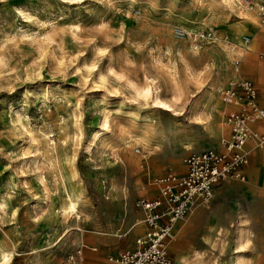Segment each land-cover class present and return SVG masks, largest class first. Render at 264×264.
<instances>
[{
    "label": "rangeland",
    "instance_id": "obj_1",
    "mask_svg": "<svg viewBox=\"0 0 264 264\" xmlns=\"http://www.w3.org/2000/svg\"><path fill=\"white\" fill-rule=\"evenodd\" d=\"M261 4L0 0V253L13 254L8 264H64L87 233L106 234L116 247L108 226L130 181L140 189L147 173L158 179L189 154L217 149L230 83L221 87L217 65L230 68L233 51L218 35L258 24ZM211 28L216 40L194 41ZM149 77L162 82L165 97L175 90L183 115L135 95ZM65 189L79 201V219L61 215ZM202 207L186 220L196 221ZM226 230L191 241L182 264H231L235 224ZM244 234L242 264L252 249L246 225ZM175 236L174 229L171 252ZM117 238L123 247L125 233Z\"/></svg>",
    "mask_w": 264,
    "mask_h": 264
},
{
    "label": "crops",
    "instance_id": "obj_2",
    "mask_svg": "<svg viewBox=\"0 0 264 264\" xmlns=\"http://www.w3.org/2000/svg\"><path fill=\"white\" fill-rule=\"evenodd\" d=\"M242 25L244 26L242 32L229 35V37L225 34L218 35L222 43H227L229 38V44L233 46V51L229 52L231 66L227 69L219 62L217 65L218 78L221 87L229 82L250 81L257 92L256 104L259 108L264 109V23L258 21L257 24L248 20ZM224 36L227 38L226 41L222 40ZM245 38L249 39L247 46L244 42ZM233 58H235L234 62ZM236 61H239L238 65L235 64ZM224 105L223 117L230 111L238 109L234 106ZM223 125L225 131L217 149L210 148L218 153L223 152L222 141L229 136V129L225 123ZM253 128L264 131V123H257L253 125ZM243 154L247 158V164L242 168L244 181L222 182L214 190L213 202L211 205L204 204L196 221L191 223L186 220V217L177 223L179 227H174L176 233L173 243L175 252H171L169 248L168 252L175 264H182V258H191V241L199 240L200 236L208 238L216 236L218 232L226 235V226L231 224L234 226L240 218L246 220L244 224L252 246L251 251L246 253V264H264V146L259 147L255 140H249L243 147ZM174 169L173 174L182 176L186 172V165L178 163ZM147 174L146 182L141 185L140 189L134 188L130 181L127 201L120 205L116 221L110 222V226H108L111 227V230L116 229V247L111 246L114 240L106 234L90 235L87 233L81 239L83 244L75 249H81L84 257L83 264H113L109 258L135 248V241L146 232L143 212L136 208V201L141 198L148 200L159 198L158 187L153 184L156 178L150 176V172ZM191 232H193V236H191ZM118 233H125L126 242L123 247L119 244ZM230 235L232 241V232ZM90 245H95L98 248Z\"/></svg>",
    "mask_w": 264,
    "mask_h": 264
},
{
    "label": "built area",
    "instance_id": "obj_3",
    "mask_svg": "<svg viewBox=\"0 0 264 264\" xmlns=\"http://www.w3.org/2000/svg\"><path fill=\"white\" fill-rule=\"evenodd\" d=\"M259 23H264V4L258 6ZM200 39H217L213 28L199 34ZM223 41L227 38L224 36ZM245 45L249 39H245ZM239 61L235 64L238 65ZM257 92L248 80L230 82L222 92L224 104L237 107L224 117L229 136L222 141L223 152L206 149L190 154L184 161L186 172L182 176L168 173L155 179L159 198L138 199L136 208L143 212L146 232L135 241V248L118 253L109 258L113 264H175L170 257L168 246L173 239L175 225L185 219L194 203L212 199L214 190L228 180L244 181L242 168L247 164L243 147L249 140H255L259 147L264 146V131L253 125L264 123V109L256 104ZM81 249L67 254L64 264H83Z\"/></svg>",
    "mask_w": 264,
    "mask_h": 264
},
{
    "label": "bare ground",
    "instance_id": "obj_4",
    "mask_svg": "<svg viewBox=\"0 0 264 264\" xmlns=\"http://www.w3.org/2000/svg\"><path fill=\"white\" fill-rule=\"evenodd\" d=\"M247 39V38H245ZM245 41V40H244ZM158 81V80H157ZM218 87L216 86L214 91H216ZM133 91L136 96L147 100L150 99L153 107L155 108H164L166 111H170L173 113V116H181L182 114V107L178 104V98L176 95V92L174 89L170 92L168 97H165L164 95V87L162 85V82H156V79L154 78H146V86L138 89L136 87H133ZM221 101L223 102L222 98ZM224 103V102H223ZM209 108V104L204 106V108L199 112V115H203L207 113V110ZM196 109V106H191L190 108V113H194L193 111ZM196 111V110H195ZM189 113V114H190ZM188 115V114H187ZM156 122V121H155ZM107 119L105 118L102 123V129L107 127ZM158 123V122H157ZM98 133H95L93 135V138H97ZM214 147L216 146L215 144ZM88 149V148H87ZM65 195H66V200H65V206L63 207L61 211V215L63 218L68 215V214H74L76 219H79L78 216V210H79V201L78 199L74 196V194L70 193L67 189L64 190ZM205 203H202L201 200H197L193 207L191 208L189 214L195 210L198 207L204 206ZM188 214V215H189ZM246 220L243 219H238L237 222L235 223V237H234V259L231 264H242L240 257L242 249L244 247V233H245V223ZM175 229V228H174ZM174 229H173V239H174ZM77 231H81L80 229L76 228ZM172 239V241H173ZM170 242V245L172 243ZM170 245H169V250H170ZM13 258V254L10 251L2 250L0 253V263L1 264H8L11 259Z\"/></svg>",
    "mask_w": 264,
    "mask_h": 264
}]
</instances>
